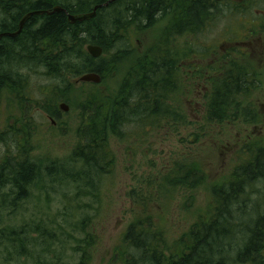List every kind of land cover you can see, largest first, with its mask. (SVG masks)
I'll list each match as a JSON object with an SVG mask.
<instances>
[{
	"label": "rangeland",
	"instance_id": "374dc122",
	"mask_svg": "<svg viewBox=\"0 0 264 264\" xmlns=\"http://www.w3.org/2000/svg\"><path fill=\"white\" fill-rule=\"evenodd\" d=\"M169 3L171 7L155 15L156 19L132 21L124 29L119 28L121 21L115 22L123 21L124 5L103 14L106 31L116 36L102 57L107 65L111 59L116 66L92 92L95 89L113 96L126 82L129 103L140 110L141 104L136 103L142 95L133 85L137 80L134 65L142 56L145 61L157 56L159 62L170 58L175 63L176 92L166 100L174 116L128 122L121 128L122 134H108L110 167L102 175L92 174L90 180H62L55 170L58 179L53 180L45 167L53 161L65 165L81 147L77 127L85 117L77 105L92 83H76L69 76L71 87L67 90L66 82L50 74L44 65L27 63L21 67L18 60L2 67L25 79L26 88L18 94L0 89V159L16 157L19 145L6 126L20 128L16 120L23 117L29 123L25 131L31 133L27 138L29 157L41 164L38 180L42 178V186H34L35 180L28 196L13 203L11 183L0 184V202L4 204L0 206V264H123L131 252L124 241L125 230L142 215L153 216L159 248L178 256L198 215L212 205L213 188L227 185L233 170L247 159L248 147H264V29L260 27L264 0L216 4L214 19L195 34L173 30V13L180 2ZM238 6L243 9L242 15L235 13ZM231 60L244 66L253 79V85L241 95L240 108L249 107L255 117L250 120L239 114L238 119L207 121L205 102L211 93V81L223 75L219 71ZM61 102L67 105V111L59 107ZM49 108L59 115L56 125L46 117ZM183 163L203 170L200 183L166 185L165 178L179 171ZM239 202L246 207L233 221L231 255L242 247L249 221L264 214V177L250 180ZM22 228L30 230L36 239L24 250L4 236V232L7 237ZM243 264H264V243L257 259Z\"/></svg>",
	"mask_w": 264,
	"mask_h": 264
},
{
	"label": "trees",
	"instance_id": "16d2710c",
	"mask_svg": "<svg viewBox=\"0 0 264 264\" xmlns=\"http://www.w3.org/2000/svg\"><path fill=\"white\" fill-rule=\"evenodd\" d=\"M107 1L74 0L65 3L61 0H0V33L15 31L20 18L30 11L51 10L53 6L59 5L68 13H83L91 11L96 4ZM170 1L174 2V0H113L109 1L107 6L98 8L93 18L73 24L68 22L63 11L49 15L47 13L32 15L18 35L0 38V89L5 92L18 94L25 91V79H21L15 71L11 73L2 68L18 60L21 67L27 63L44 65L50 74L66 82L67 90L71 87L69 76L76 80L86 72H95L101 77L99 83L88 84L89 90L77 105L81 111L80 115L85 117L82 121L84 123L81 122L77 127L80 129L82 145L74 151L73 158L70 157L65 165H55L53 161L45 167L51 179H58L55 178V171L62 180L70 178L78 181L83 177L90 180L92 174L102 175L107 172L112 160L107 147L109 133L118 135L128 122H142L145 119L155 121L173 115L166 100L169 95L176 92L177 68L170 58L159 62L157 56L152 61H145L147 58L142 56L136 61L134 67L137 69V80L133 86L137 93L142 95L136 103L141 104L140 110L138 106L133 107L129 103L131 96L126 82L121 84L117 94L113 96H108L106 92V95L101 94L95 89V92H92L93 88L98 89L102 84L108 76L107 72L116 66L111 59H108L107 65L106 58L102 57L116 36L113 31L110 33L106 31V24L102 20L105 11H112L116 6L124 5L123 21L120 19L115 21H121L119 28L124 29L126 25L132 24V21L146 22L156 19L155 15L158 17L171 7ZM229 1L233 0H179L180 8L173 13L176 19L173 30L178 34L201 32L209 21L214 19L216 4ZM237 9L239 11L235 13L238 15L243 12L242 7L238 6ZM260 27L264 29V20ZM87 44L100 46L103 50L102 55L98 58L91 57L85 49ZM7 46L9 49L6 50ZM219 72L223 75L211 81L213 82L211 93L205 102L206 120L219 122L229 117L238 119L239 114L253 120L254 112H251L249 107L240 108V101L243 100L241 95L253 85L250 73L234 60L223 66ZM54 109L58 112L57 107ZM54 109L49 108L47 112L52 111L55 114ZM19 120L16 122L20 128L6 126L14 143L19 145L18 153L16 157L7 155L0 159V184L11 183L9 193H14L13 203H16L19 197L28 196L29 187L35 180L37 183L34 186L40 188L42 186V178L38 180L41 164L29 157L27 138L31 133L25 131L29 123L23 120V117ZM247 154L245 162L233 170L232 179L227 181V185L213 188V203L208 206L206 213L198 215L196 222L192 224L187 233L189 240L187 243L183 241L184 250L180 255H169L162 247L159 248L153 216L142 215L131 221L125 230L124 241L131 252L127 254L126 250L127 256L123 264H243L248 260L255 261L264 243V214L254 218L251 223L249 221L242 237V247L236 250L235 255H231L233 251L231 242L235 237L233 221L246 207L239 204V196L250 180L264 177V147L252 145L248 147ZM51 170L53 173L50 175ZM202 175L201 168L183 163L179 166V171L167 176L164 181L166 185L171 186H192L200 183ZM2 205L4 204L0 202V206ZM30 232L22 228L18 233L11 231L7 237L4 232V236L17 248L24 250L32 246L36 240Z\"/></svg>",
	"mask_w": 264,
	"mask_h": 264
},
{
	"label": "water",
	"instance_id": "95a60500",
	"mask_svg": "<svg viewBox=\"0 0 264 264\" xmlns=\"http://www.w3.org/2000/svg\"><path fill=\"white\" fill-rule=\"evenodd\" d=\"M109 1L111 2L113 0H108L107 2H104L102 4H96L93 7L92 11H90V12L77 13V14H67V19L70 23H76V22H82L84 20H89L95 16V12L98 8L103 7V6H107ZM217 1H222V0H217ZM60 11H64V8H62L59 5L53 6L52 10L30 11V12L26 13L23 16V18L20 20L18 30L14 31V32H9V33H0V38L3 36H6V35L11 36V37H15L16 35H18L22 29L23 23L28 18H30V16H32V15H41L43 13L52 14L54 12H60ZM86 50L89 53V55L93 58H98L99 56H101L102 51H103L100 46L94 45V44H88L86 46ZM100 80H101V77L99 74H97L95 72H86V73L80 75L77 81L98 83V82H100ZM60 108L63 109L64 111H67V105L65 103H61Z\"/></svg>",
	"mask_w": 264,
	"mask_h": 264
},
{
	"label": "flooded vegetation",
	"instance_id": "af4514ba",
	"mask_svg": "<svg viewBox=\"0 0 264 264\" xmlns=\"http://www.w3.org/2000/svg\"><path fill=\"white\" fill-rule=\"evenodd\" d=\"M58 113H60V111L58 110ZM46 114V117L48 119H50V122L53 124V125H56L58 123V120H59V115L57 114H54L52 113L51 111L50 112H45Z\"/></svg>",
	"mask_w": 264,
	"mask_h": 264
},
{
	"label": "bare ground",
	"instance_id": "6f19581e",
	"mask_svg": "<svg viewBox=\"0 0 264 264\" xmlns=\"http://www.w3.org/2000/svg\"><path fill=\"white\" fill-rule=\"evenodd\" d=\"M63 8V7H62ZM93 9V8H92ZM52 10V9H51ZM92 11V10H91ZM65 14H66V16H67V14H71V13H68L65 9H64V11H63ZM90 12V11H89ZM28 13V12H27ZM83 13H86V12H83ZM96 13V12H95ZM75 14H77V13H75ZM25 15V14H24ZM23 15V16H24ZM49 15V14H48ZM23 16L20 18V20L23 18ZM29 19V18H28ZM28 19L23 23V25H22V29H23V26H24V24L28 21ZM20 20L18 21V24H17V29L16 30H18V28H19V22H20ZM68 20V19H67ZM69 22V21H68ZM71 24H73V23H71ZM22 29H21V31H22ZM15 30V31H16ZM20 31V32H21ZM11 32V31H10ZM12 32H14V31H12ZM2 33H9V32H2ZM3 37H7V38H9V37H11V36H3Z\"/></svg>",
	"mask_w": 264,
	"mask_h": 264
}]
</instances>
